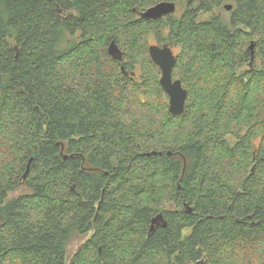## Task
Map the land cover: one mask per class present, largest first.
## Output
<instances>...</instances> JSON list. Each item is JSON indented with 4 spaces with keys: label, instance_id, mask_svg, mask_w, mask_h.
I'll return each mask as SVG.
<instances>
[{
    "label": "trees",
    "instance_id": "trees-1",
    "mask_svg": "<svg viewBox=\"0 0 264 264\" xmlns=\"http://www.w3.org/2000/svg\"><path fill=\"white\" fill-rule=\"evenodd\" d=\"M0 264H264V0H0Z\"/></svg>",
    "mask_w": 264,
    "mask_h": 264
},
{
    "label": "water",
    "instance_id": "water-1",
    "mask_svg": "<svg viewBox=\"0 0 264 264\" xmlns=\"http://www.w3.org/2000/svg\"><path fill=\"white\" fill-rule=\"evenodd\" d=\"M224 8L230 10L231 4H226ZM134 11L137 12L140 17L145 19H159L174 14L176 12V4L173 1H161L145 10L137 11L134 9ZM248 49L250 50L252 61L255 57L253 42H250ZM107 52L113 59L120 61L123 59L122 51L114 40L110 41L107 47ZM148 54L151 61L160 70L161 75L159 78V84L168 96L169 113L174 116L181 115L185 109L187 90L183 88L179 79H173L172 77V70L176 62V56L173 53L171 46L168 44H150L148 46ZM121 69L124 71L123 67ZM125 74L127 75L126 72ZM133 74L134 73L132 72V75ZM188 211H190V208H188ZM159 219L162 220L161 214H157L151 221L153 223ZM163 225H165V222Z\"/></svg>",
    "mask_w": 264,
    "mask_h": 264
},
{
    "label": "rangeland",
    "instance_id": "rangeland-1",
    "mask_svg": "<svg viewBox=\"0 0 264 264\" xmlns=\"http://www.w3.org/2000/svg\"><path fill=\"white\" fill-rule=\"evenodd\" d=\"M220 13L225 19L228 17V10L226 9H221L216 11V13ZM181 10L176 7V15H180ZM210 16V14H201L199 17L200 19H205L208 18ZM148 42L149 45L150 44H156V37L154 34H150L148 36ZM176 51V49H174ZM24 189L15 191L11 194V196H18L19 194H21L23 192ZM188 233V231H185V234ZM92 235V232H88L84 235H77L74 238H72L66 245V263L69 262V260L73 257V255L77 252V250L79 249V247L81 245H83Z\"/></svg>",
    "mask_w": 264,
    "mask_h": 264
},
{
    "label": "flooded vegetation",
    "instance_id": "flooded-vegetation-1",
    "mask_svg": "<svg viewBox=\"0 0 264 264\" xmlns=\"http://www.w3.org/2000/svg\"><path fill=\"white\" fill-rule=\"evenodd\" d=\"M172 51H173V50H172ZM158 221H159V220H157V221H155V222H153V223H152V221H151L152 229H153L154 224H158ZM160 221H161V220H160ZM163 223H164V222H163ZM163 223H162V226H165V225H163Z\"/></svg>",
    "mask_w": 264,
    "mask_h": 264
}]
</instances>
